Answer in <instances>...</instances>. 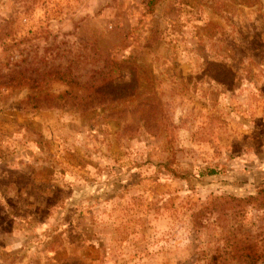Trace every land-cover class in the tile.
Segmentation results:
<instances>
[{"label":"rangeland","instance_id":"1","mask_svg":"<svg viewBox=\"0 0 264 264\" xmlns=\"http://www.w3.org/2000/svg\"><path fill=\"white\" fill-rule=\"evenodd\" d=\"M154 1L0 0V264H264V0Z\"/></svg>","mask_w":264,"mask_h":264},{"label":"trees","instance_id":"2","mask_svg":"<svg viewBox=\"0 0 264 264\" xmlns=\"http://www.w3.org/2000/svg\"><path fill=\"white\" fill-rule=\"evenodd\" d=\"M153 3H155L154 0H152ZM123 68V66H121ZM104 89L93 91L86 97L78 98L74 96L66 97L65 95L60 96H50L47 94H35L31 95L29 97V103L32 104V109L38 110V109H46V108H58L60 107H66L68 105H72V107H80V109L86 108L85 106L88 103V100L92 98L93 101L99 97V99H103L101 97H104L106 99V96L103 94ZM120 93V92H119ZM108 95H111V92L108 93ZM110 97V96H109ZM80 99V100H79ZM79 101H82L83 103H80ZM96 103V102H95Z\"/></svg>","mask_w":264,"mask_h":264}]
</instances>
